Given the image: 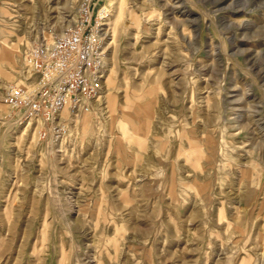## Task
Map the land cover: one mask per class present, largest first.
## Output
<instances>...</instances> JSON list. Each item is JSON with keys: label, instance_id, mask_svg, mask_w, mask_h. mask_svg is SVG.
Segmentation results:
<instances>
[{"label": "rangeland", "instance_id": "374dc122", "mask_svg": "<svg viewBox=\"0 0 264 264\" xmlns=\"http://www.w3.org/2000/svg\"><path fill=\"white\" fill-rule=\"evenodd\" d=\"M85 1L113 108L43 140L2 97ZM110 3L0 0V264H264V0Z\"/></svg>", "mask_w": 264, "mask_h": 264}, {"label": "built area", "instance_id": "2783aa9c", "mask_svg": "<svg viewBox=\"0 0 264 264\" xmlns=\"http://www.w3.org/2000/svg\"><path fill=\"white\" fill-rule=\"evenodd\" d=\"M110 8L95 12L83 2L77 22L60 35H52L24 56L26 85H9L2 102L16 115L19 125L36 126L41 139L51 133L59 139L69 115L94 109L106 86V25Z\"/></svg>", "mask_w": 264, "mask_h": 264}, {"label": "bare ground", "instance_id": "6f19581e", "mask_svg": "<svg viewBox=\"0 0 264 264\" xmlns=\"http://www.w3.org/2000/svg\"><path fill=\"white\" fill-rule=\"evenodd\" d=\"M112 3V0H109V3ZM110 3V4H111ZM106 6V5H105ZM106 25H109V23H107ZM9 52V54H10V50L8 51ZM14 52V51H13ZM12 57H14L13 55H12ZM1 58V57H0ZM109 77H111L110 75L108 76V80H109ZM107 80H106V86H105V92H104V98H105V102L104 103H107L108 104V106L109 107H111V108H113V102H114V100H113V98L111 97V95H110V88H109V86H107ZM103 98V97H102ZM134 101H136V100H134Z\"/></svg>", "mask_w": 264, "mask_h": 264}]
</instances>
